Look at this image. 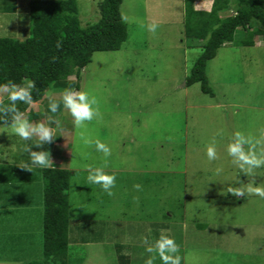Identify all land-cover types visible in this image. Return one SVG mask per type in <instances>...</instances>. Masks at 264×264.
<instances>
[{"label": "rangeland", "instance_id": "1", "mask_svg": "<svg viewBox=\"0 0 264 264\" xmlns=\"http://www.w3.org/2000/svg\"><path fill=\"white\" fill-rule=\"evenodd\" d=\"M32 1L42 0H17L16 14L0 16V38L31 36ZM102 1L77 0L82 27L99 20ZM185 1L124 0L126 42L119 51L95 53L74 91L95 99L92 120L75 126L63 104L68 89L54 87L19 118L28 122V114L38 113L28 124L44 125L53 138L42 140L32 132L23 140L12 131L16 121L0 126L5 169L0 185L12 184L17 199L15 213L5 215V224L15 230L9 241L14 250L0 237V262L43 260L42 170L60 168L74 173L71 264H145L152 256L153 264H164L146 251L161 235L178 246L179 264H264V198L229 191L264 187V164L245 172L243 161L227 151L239 133L247 141L245 154L264 159V39L253 47L228 44L218 50L207 66L214 96L202 93L200 84L188 87L202 48L186 39ZM213 3L200 0L195 7L210 10ZM244 36L240 30L236 39ZM6 99L8 93L0 90V110ZM97 141L109 155L97 150ZM209 146L215 148L214 159L207 156ZM41 151H48L49 166H32L27 173L7 168L30 165L31 153ZM97 168L115 175L111 195L88 182ZM88 240L100 242H80ZM18 253L22 260L12 259Z\"/></svg>", "mask_w": 264, "mask_h": 264}, {"label": "trees", "instance_id": "2", "mask_svg": "<svg viewBox=\"0 0 264 264\" xmlns=\"http://www.w3.org/2000/svg\"><path fill=\"white\" fill-rule=\"evenodd\" d=\"M124 0H103L98 4L99 20L82 27L77 0H42L30 3L31 36L24 41L0 38V85L15 84L30 88L31 101L6 99L0 110V126L12 125L32 103L43 100L51 88L79 90L80 74L98 52H116L128 38L123 20ZM185 36L197 41L202 53L196 60L186 84H200L202 93L214 96L207 76L208 63L228 44L253 47L264 39V0H214L209 11L197 10L196 0L185 1ZM17 0H1L0 13L17 12ZM225 13V15H224ZM243 39H236L238 31ZM77 77V84L70 77ZM73 87V88H72ZM38 113L28 114V122ZM14 172L28 169L13 167ZM43 260L29 264H71L69 259L70 197L73 172L44 168ZM122 261L125 257L120 258Z\"/></svg>", "mask_w": 264, "mask_h": 264}, {"label": "clouds", "instance_id": "3", "mask_svg": "<svg viewBox=\"0 0 264 264\" xmlns=\"http://www.w3.org/2000/svg\"><path fill=\"white\" fill-rule=\"evenodd\" d=\"M154 27L155 24L149 25L150 29ZM26 85L27 87H19L15 84H11L10 86L0 85V90L7 92L8 99L13 102L17 100H26L30 102L31 97L29 90L33 86L32 81H27ZM95 102V99L90 98L89 94L84 91L73 92L71 90H65L63 93L64 107L69 110L73 117V122L77 127L82 126L83 122L93 119L96 109H94L92 105ZM50 108L52 112H55L57 109V104H50ZM12 131H14L16 135H18L23 140L29 138L32 132H38L42 140L53 138V132L44 125L40 124L33 128L28 124L27 121H21L19 118H17L16 124ZM237 137L238 138L234 143H230L228 145L227 151L230 155L236 156L240 161H243L241 167L244 169V171L252 172L253 168L260 167L262 164H264V159L257 158L251 153L245 154L242 144L246 143L247 141H245L239 133H237ZM96 147L97 150L102 151L105 156L110 154V150L105 144L97 141ZM207 156L209 159L215 158L216 152L213 146H209L207 148ZM30 159L32 163L30 165L25 164L21 168L31 171L32 166L47 167L51 163L48 151L33 152L30 155ZM87 180L90 184H99L109 195H111V189L115 184V175L107 174L103 171V169L97 168L89 172ZM229 191L236 196L244 195L245 191H247L248 193H254L264 198V187H254L251 184L247 185L246 189H229ZM146 251L149 253H157L164 264H179L180 262V257L178 255H174L178 251V246L172 238L165 235H161L160 238L156 240L155 245L147 247ZM154 259V256L149 257L145 261V264H153Z\"/></svg>", "mask_w": 264, "mask_h": 264}, {"label": "crops", "instance_id": "4", "mask_svg": "<svg viewBox=\"0 0 264 264\" xmlns=\"http://www.w3.org/2000/svg\"><path fill=\"white\" fill-rule=\"evenodd\" d=\"M200 0H196V3H199ZM0 4H1V0H0ZM205 11H209V10H205ZM1 17H4L5 15H3L2 13H0ZM9 167H11L13 169V165L12 166H8L7 168L9 169ZM5 169L0 167V172H3ZM13 171V170H12ZM27 173V172H24ZM4 173H0V177H3ZM11 177H13V175L11 174ZM14 179V178H13ZM13 182V180H12ZM12 184H6L5 186L0 185V237H2L1 239H5V243H7L6 245H8L9 249L14 250L13 247H10L9 241H10V236L13 237L15 234V230L14 228H11L10 226L7 227V225L5 223H7L8 218L5 217L6 214H13L15 213V201L17 200L16 198H14V190L13 188H11ZM5 196V197H4ZM4 198H6V202H4ZM7 216V215H6ZM6 236V238H5ZM82 243H84L83 245L86 244H96L99 243L100 241H80ZM86 242V243H85ZM74 244L75 242L71 240L70 244ZM24 252V251H23ZM22 253V252H21ZM23 258V257H22ZM21 258V254L18 253L17 257H13L12 259L14 260H22ZM28 259L24 264H29L28 262L32 261L31 257L30 258H26ZM30 260V261H29ZM0 264H8V262H0ZM12 264H17V263H12Z\"/></svg>", "mask_w": 264, "mask_h": 264}]
</instances>
